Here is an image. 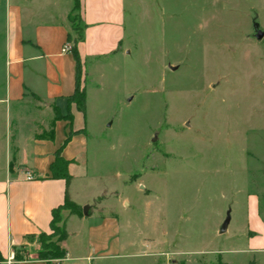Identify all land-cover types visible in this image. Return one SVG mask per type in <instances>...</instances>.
<instances>
[{"label":"rangeland","instance_id":"1","mask_svg":"<svg viewBox=\"0 0 264 264\" xmlns=\"http://www.w3.org/2000/svg\"><path fill=\"white\" fill-rule=\"evenodd\" d=\"M253 19L264 31V0H123L118 52L83 62L73 128L87 149L71 188L88 221L118 219L119 264H264V38H251Z\"/></svg>","mask_w":264,"mask_h":264},{"label":"crops","instance_id":"2","mask_svg":"<svg viewBox=\"0 0 264 264\" xmlns=\"http://www.w3.org/2000/svg\"><path fill=\"white\" fill-rule=\"evenodd\" d=\"M73 5L74 0H0V264H45L35 259L37 236L50 232L51 212L66 193L76 205H86L75 200L71 188L76 162H82L87 149L85 130L73 128L78 110L70 97L77 66L70 51L61 52L70 45ZM122 21L123 0H81L83 42L77 49L82 82L84 61L118 52ZM66 138L60 156L73 161L69 184L50 176L55 152ZM92 217L67 218L66 256L59 264L121 263L125 248L118 219L107 216L92 223ZM70 224L77 228L70 230ZM17 251L28 258L9 261ZM256 251L264 254V243ZM127 257L143 264L150 258Z\"/></svg>","mask_w":264,"mask_h":264},{"label":"trees","instance_id":"3","mask_svg":"<svg viewBox=\"0 0 264 264\" xmlns=\"http://www.w3.org/2000/svg\"><path fill=\"white\" fill-rule=\"evenodd\" d=\"M80 1L74 0V5L71 10V13L79 10ZM70 13V14H71ZM70 14H69V22H70ZM82 24V23H81ZM71 25V22H70ZM72 31V29H71ZM79 42H83V25L80 29H78ZM69 42H71V35H68ZM78 45L73 43V46L70 48V52L75 58L76 66H77V81L74 94L70 97L73 103L75 104L77 110L85 116V104H86V95L85 88L80 85V58L78 55ZM58 117V116H57ZM69 138H66L62 144V146L55 152V159L50 165V176L53 179H64L67 184L71 181L72 177L68 173V166L73 162L65 161L60 156L62 148L67 144ZM264 174V171H263ZM69 210L72 216L83 218L81 214V207L72 202L68 194L66 193L64 197L63 204L58 208L54 209L51 212V222H50V234L40 233L37 236V243L39 245V250L35 254V259L45 264H53L54 262L60 263L64 260L66 256V252L62 249L57 243H63L67 237V233L65 231V224L62 222V219L59 215L60 210ZM89 216V214L87 215ZM55 238L56 242L53 243L51 240ZM15 261H21L23 259H27L28 256L24 251L15 252ZM2 261V257L0 255V262ZM248 264H256L255 260H251Z\"/></svg>","mask_w":264,"mask_h":264},{"label":"water","instance_id":"4","mask_svg":"<svg viewBox=\"0 0 264 264\" xmlns=\"http://www.w3.org/2000/svg\"><path fill=\"white\" fill-rule=\"evenodd\" d=\"M251 38L256 40L257 42H260L263 38H264V31L260 28L259 23H257L256 19L252 20V35ZM171 70H173L172 67H170ZM156 139H154L153 141H155ZM83 216L86 217L87 211L89 210L88 206H84L83 207ZM229 224V216L227 215L225 221L223 222V224L221 225L220 229H219V233L222 234L226 231L227 226Z\"/></svg>","mask_w":264,"mask_h":264},{"label":"built area","instance_id":"5","mask_svg":"<svg viewBox=\"0 0 264 264\" xmlns=\"http://www.w3.org/2000/svg\"><path fill=\"white\" fill-rule=\"evenodd\" d=\"M70 45H68V44H65L64 46H63V48H62V50H61V52L62 53H67V52H69L70 51ZM27 179L28 180H30L31 179V177L30 176H27ZM13 256H11L10 258H9V261H12L13 260ZM53 264H59V263H57V262H54Z\"/></svg>","mask_w":264,"mask_h":264}]
</instances>
